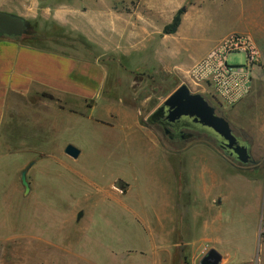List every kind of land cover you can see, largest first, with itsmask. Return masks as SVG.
Wrapping results in <instances>:
<instances>
[{
  "label": "rangeland",
  "instance_id": "1",
  "mask_svg": "<svg viewBox=\"0 0 264 264\" xmlns=\"http://www.w3.org/2000/svg\"><path fill=\"white\" fill-rule=\"evenodd\" d=\"M232 2L0 0L1 10L27 20V31L33 34L23 38L50 48H73L109 70L94 101L47 94L9 105L0 137V264H171V236L156 239L137 213L143 205L154 219L152 201L158 192L153 188L156 174L147 168L148 155L138 150L142 145L152 148L153 135L172 152L200 139L218 149L209 137L178 147L149 122L150 114L182 83L203 94L237 132L253 140L256 163L243 164L222 154L225 186L235 183L228 188L233 195L227 197L230 191H224L223 222L226 230H232L230 246L238 240L243 247L234 263L264 264L263 52L255 63L260 78L239 110L237 105L220 107L211 93L200 91L191 80L189 71L208 52L182 67L184 55L192 58L200 53L196 42L204 47L217 35L211 30L220 25L223 8ZM181 8L177 30L165 33ZM233 33L240 32L231 31L212 46ZM174 47L181 50L176 57L171 54ZM229 61L241 64L246 58L235 52ZM70 143L81 149L78 158L65 152ZM25 169L31 186L28 194L22 183ZM168 181L171 184V176ZM253 204L261 207L255 238L249 235ZM173 240L181 242L173 247L175 261L181 264L179 253L186 251L183 243L189 238ZM253 246L256 257L248 258ZM204 254L196 256L197 264ZM185 262L191 264L189 256Z\"/></svg>",
  "mask_w": 264,
  "mask_h": 264
},
{
  "label": "crops",
  "instance_id": "2",
  "mask_svg": "<svg viewBox=\"0 0 264 264\" xmlns=\"http://www.w3.org/2000/svg\"><path fill=\"white\" fill-rule=\"evenodd\" d=\"M221 19L220 25L211 30L217 35L204 47L196 42L200 53L192 58L184 55L186 63L182 67H188L191 60H198L217 38L231 31L251 35L264 58V0H234L231 7L223 8ZM91 22L88 24L94 26L95 19ZM177 42L187 44L186 41ZM180 51L179 47H174L171 54L176 57ZM187 52L191 50L187 48ZM140 66L137 64V69ZM108 72L104 64L95 58L81 57L80 51L73 48L30 45L17 38L0 35V137L10 104L46 94L71 101H94L105 87ZM252 73L254 85L261 71L254 66ZM236 109L239 110V104ZM152 143V148L142 145L138 150L148 155L147 168L156 174L153 188L158 190L152 201L154 219H150L149 210L140 204L137 213L144 226L153 231L156 239L165 241L171 236V264H177L173 247L181 246V242L176 243L173 239L179 236L189 238L183 243L186 251L179 253L183 259L181 264H187L185 258L188 256L191 264H197L196 256L210 248H216L222 255H231L223 257L220 264H235L243 247L238 240L235 246H230L234 239L232 230H226L223 222L224 191L235 187V183L229 181L228 187L225 186L222 152L202 140L191 142L178 152L162 147L157 136L153 135ZM170 176L171 184L168 181ZM197 191L198 196L194 193ZM228 191L227 197L233 195L232 190ZM194 194L196 198H193ZM251 213L254 224L249 235L255 238L260 222V205L253 204ZM197 229L200 231L196 233ZM256 253L257 248L253 246L248 258L256 257Z\"/></svg>",
  "mask_w": 264,
  "mask_h": 264
},
{
  "label": "water",
  "instance_id": "3",
  "mask_svg": "<svg viewBox=\"0 0 264 264\" xmlns=\"http://www.w3.org/2000/svg\"><path fill=\"white\" fill-rule=\"evenodd\" d=\"M28 23L25 17L0 9V35L18 37L27 31ZM152 123H160L167 130L173 128L177 134L182 129H198L213 134L219 138L220 146L229 156L240 163H249L251 159V143L237 136L227 118L219 115L216 108L201 93L193 92L187 83L179 85L149 116ZM65 152L73 158H78L81 149L74 144H68ZM22 183L25 194L30 191L27 169L22 172ZM223 255L210 248L201 258V264H220Z\"/></svg>",
  "mask_w": 264,
  "mask_h": 264
},
{
  "label": "built area",
  "instance_id": "4",
  "mask_svg": "<svg viewBox=\"0 0 264 264\" xmlns=\"http://www.w3.org/2000/svg\"><path fill=\"white\" fill-rule=\"evenodd\" d=\"M235 52L243 53L246 62L232 64L229 56ZM261 55L260 46L251 35L233 33L213 46L191 68L189 76L200 91L233 104L248 94L253 64Z\"/></svg>",
  "mask_w": 264,
  "mask_h": 264
},
{
  "label": "flooded vegetation",
  "instance_id": "5",
  "mask_svg": "<svg viewBox=\"0 0 264 264\" xmlns=\"http://www.w3.org/2000/svg\"><path fill=\"white\" fill-rule=\"evenodd\" d=\"M255 66V63L253 64V67ZM253 72V71H252ZM253 80H254V76H253V73L251 74V79H250V84H251V88L248 92V94L246 96H244L243 98H241L240 100H238L237 102L233 103V104H227L225 103L222 99L216 97V96H213L214 98H216V100L218 101L220 107H223V108H228V107H234L235 105L238 106V104H240V102H242L251 92L252 88H253ZM162 104V103H161ZM160 104V105H161ZM217 111V110H216ZM217 113L219 114V112L217 111ZM219 115H222L221 113ZM223 116V115H222ZM226 118V117H225ZM228 120V119H227ZM150 122V121H149ZM230 122V121H229ZM152 125H155L158 129H160L161 131H163L164 133V136L166 138H168L169 140H171L172 143L176 144L177 146H179L181 143H185V142H188V141H191V140H194V139H197V138H202V137H209L211 139H213L216 143H217V147L219 150H221L222 154L225 153L227 155H229L227 153V151L225 149H223L221 146H220V141H219V138L213 134H210V133H207V132H203V131H200L198 129H189V128H186V129H182L178 134L177 132L173 129V128H170V130H167V128H165L162 124L160 123H152L150 122ZM235 134L237 136H239L240 138L244 139V140H249L247 138L246 135H244L243 133H240V132H237L235 130V128L233 127L232 123L230 122ZM242 132V131H241ZM201 140V139H200ZM249 142L251 143V148H250V151H251V159L249 162H252V163H256V160L253 159V156H252V151H253V140H249ZM209 250V249H208ZM207 250V251H208ZM206 251V252H207ZM205 252V253H206ZM221 263V262H220Z\"/></svg>",
  "mask_w": 264,
  "mask_h": 264
},
{
  "label": "trees",
  "instance_id": "6",
  "mask_svg": "<svg viewBox=\"0 0 264 264\" xmlns=\"http://www.w3.org/2000/svg\"><path fill=\"white\" fill-rule=\"evenodd\" d=\"M183 12H184L183 8L178 10L176 16L173 19V22L165 27V30H164L165 33H167V34L168 33H174L177 30V28L181 22V15L183 14ZM29 34H33L32 31L28 30L27 33L25 32L21 36L14 37V38L21 40L25 44L35 45L36 44L35 42L31 41L30 39H25L22 37V36H28ZM46 96H50V95L46 94Z\"/></svg>",
  "mask_w": 264,
  "mask_h": 264
}]
</instances>
